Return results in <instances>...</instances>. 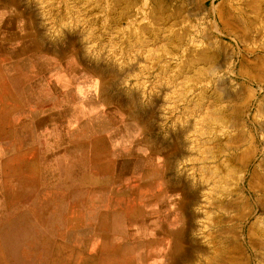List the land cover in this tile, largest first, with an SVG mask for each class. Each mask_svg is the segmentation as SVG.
<instances>
[{"label": "bare ground", "instance_id": "6f19581e", "mask_svg": "<svg viewBox=\"0 0 264 264\" xmlns=\"http://www.w3.org/2000/svg\"><path fill=\"white\" fill-rule=\"evenodd\" d=\"M40 1L44 3L49 2L51 3L50 5H52L53 3L51 0H39L38 1L39 6H40ZM85 1L86 0H69L68 1L69 2L68 6H70L69 11L71 12V14L74 15L73 18L75 19L73 21V19L69 17L68 12L64 11L65 15L62 14L64 16H61V17L65 18L67 15L66 20L62 18L60 19L64 20L65 23L67 22L66 25L64 23L65 27L66 26H68V28L73 27L72 24H74L75 22V24L77 25L76 26L77 28L78 26L80 27V29L84 28L83 23H86V21H88L87 17L89 14L88 15L86 14L87 9L85 10V13H83L84 9H83V12H80L79 9L81 7L79 6H81L82 3ZM206 1L208 0H178L180 4L194 3L195 6H197L196 10L198 13L199 11L202 10L200 7H203ZM223 1L220 2L216 6V9H215L214 7L215 0H210L211 7L215 9L214 26H215L216 32L213 35L212 39H208L205 36L206 34L204 35L201 34L200 40L205 43L200 48H196L193 46L182 47L183 45L182 43L184 42L185 35L181 34L182 31L180 32V29L182 28L176 29V27L178 24L180 25V23H182L183 21H186V20L188 21V19L190 20V18L188 16L187 9H183L180 6H177V8L174 7V9H172L170 6L171 0H144V4H143L144 6L140 9V11L138 10L136 12L133 10V7L141 3V0H104L103 5L101 6L100 4L101 6L100 11H104L106 18L109 20L108 27L106 25V28L110 30L108 31L110 32V34L108 35H111V32L113 33V32L122 31L121 30L122 22L128 21L129 19L135 22H139L140 20H146L147 23H145V25L142 23H141L142 25L135 23L136 26H138L136 29H134L135 33L133 32L127 33L129 34V36L127 35V38L130 40L132 39V43H130L129 41L130 45L132 46L134 45V47L136 46L137 49H141L140 51L143 50L142 51L143 53L141 52L143 55L146 52L149 55H151L150 53H158L159 51H163L165 53L164 55H169V56H172L173 58H178L180 60L179 63H176V64L172 63V65H170L169 67L167 66L166 69L164 68L165 71L163 70V73H160L161 77L163 78L162 82H164V85L166 83V85L172 86L175 94H178V96L184 93L185 91H188L187 89H189L192 94V96L190 94L191 99L188 98L189 102L186 100L187 102L186 112L187 114H189V118H188L189 124L187 123V125H185L182 128H178V129H177V126H175L176 129L172 130V134L174 138L169 135L170 137L173 138L169 142V145H168L170 146L169 149H164V150L158 149L157 150L158 151L157 154L159 155L161 161L166 160L168 162L167 167L163 170H160L159 172L161 173L160 176L163 179L167 178L168 183H167V186L165 187V190L167 192L169 191L168 193H172V191H176L175 194H177L176 195L177 197L175 196L177 199V202L175 205L173 204L175 210L171 214V217H172L171 221L177 223L178 225L175 227L174 231L172 230L174 234V239L168 244V246H164L162 249L163 256L167 257L170 260H173L176 264L178 261H181V260H185L187 264H260L262 263L261 261L264 258V175L263 173L261 174L259 171L260 167L264 168V145L260 148L259 146L260 144L257 143L259 142L257 139V133L259 132V133L264 134V120L263 121L257 120L259 116L264 117V87L261 84H259L260 89L262 90V94H263L262 97L259 98V100L255 101L253 104H250V105L248 104V106L245 105L243 106L244 108H242L241 105L239 104L241 102L240 99L243 94L242 88L239 87L237 89V87H233V86L229 87L228 86L229 83L227 85L226 83L221 82L220 80L221 76L213 75L214 71L217 70L218 72V68L220 67L218 65V61L221 58L222 52L229 50V54L230 52H232L233 58L227 63L226 68L230 70L231 73H234L233 70L235 66L239 64V72L241 74L251 75L249 79L252 80L254 76L252 74H249L248 72L244 73V71L247 68V70L253 73V71L258 67V65H264V24L260 23L259 26H256L255 23L257 24L259 20L257 21V19H255V22H254L253 19H250L249 17H247L248 15L246 16V11H245L246 9H241L242 7H239V6L235 7L236 6L235 4H234L235 6H233V4L232 5L230 4L229 6L224 7ZM233 1L235 2V0ZM21 2H25V1L24 0H0V30H3V32H6V35H3L0 37V69L11 68V67L15 69H19L21 67H31L32 65L35 67L37 65L39 66L44 65V68L45 67L51 68L52 65L54 64L51 60H54V62L56 63L55 65L57 69L59 68L57 63L59 62L60 64H62L63 63L62 61L66 60V56L69 53L68 55L72 57H68L70 59V61L68 62V65H67V62H65L64 65L66 69L71 70L73 73H75L76 69H77V72H81V71L84 73L91 72L92 74H95L97 78L96 80H99V82L101 83L100 84L101 87L99 89L101 96L97 100V102L94 99L95 98L94 92L90 94V91H91L90 86L92 87L93 85L96 84L95 79H93L94 82L88 81L89 83L86 84L84 87H82V91L84 90L83 92L85 93V96L89 97V101H91V104L93 103V101L96 102L97 105H99L98 104L99 102L101 103L100 105L101 109H99V111H102V113L104 114L102 115V114L97 113L94 116L95 120H99V119H102V117H105L107 118V122L109 121L108 124L113 125L114 124L113 119L115 115H117L120 121L126 120L125 122L127 123H125L124 127L126 126L129 127L130 126L129 125L130 123L128 122L129 114H128V111L125 112V110H123L125 107H123V105L121 104L120 106L116 104L111 105L109 104L108 101L106 102L105 95L107 93L106 90L108 89H107V84L104 82L103 79H105L108 76H112L113 75L112 71H110V69H107V67H103L102 65H100L101 63L99 64L100 67L97 66L96 64H93V61L96 58L95 55H94L95 58H93L94 60L92 61V65L89 64L90 60L88 62L85 61L86 57L85 58L83 57L84 59L82 58V53L80 52L81 44L79 46V43L76 40V38H78L79 28L77 31L76 29L75 31H72V32L69 31V34L68 33L66 34L64 31H62L60 32L61 38L63 37L62 39L61 38L57 39L58 41L56 43L54 42V40H52L53 42L49 43L45 39V34L42 31V29L39 26H37L38 24L37 17H36L37 14L36 13L34 14V12L30 10L31 8L29 9L28 7H20ZM29 2H25V4L29 6L30 5ZM246 2L249 3L248 5H251L250 9L253 8L254 10V12L252 10L253 13H256V14L264 13V0H247ZM228 3L229 1L227 2V4ZM246 4H242V5L246 6ZM54 6H51V7L56 8V4ZM46 7H47V4L45 5L44 8ZM77 8L79 9L77 10ZM51 10L53 9L50 8V10L48 11L51 13L56 11V10L55 11H51ZM87 13H90V12H87ZM52 15L50 16L52 17ZM53 16L55 17V15ZM262 16H263L262 18L264 19V15ZM68 17L70 18V20ZM17 19L24 20L23 27H18V25H16ZM91 21H90V24H91ZM53 22H50V23H53ZM58 22H57V25L59 24ZM99 22L97 24L95 23L96 26L99 24ZM60 25L61 24H59V26ZM60 27L63 28L62 26ZM104 27H103V31L104 29H106ZM5 29H7L8 31H5ZM17 29H20L21 30L20 32L23 31V34L20 38H19V35L16 33L19 31ZM92 31H93V28H92ZM94 33H95L94 35H96V32ZM119 34H121V32L118 33V35ZM104 36L103 38H105ZM110 38L112 39L111 36ZM121 38H122V35H121ZM22 39L26 40V42H29V43H26ZM106 39L105 40L103 39L104 40L103 42H106ZM82 40H85V39H82ZM89 40H91V38ZM113 40L115 41L118 39L113 38ZM13 41L15 42L16 45L12 44ZM76 41H77V44H76ZM92 41L95 42L94 39L91 40L90 42ZM88 42L89 41H87V44L91 45V43H88ZM109 42H106V44L107 43L109 44ZM119 42H120V39L118 43ZM110 43H112V40ZM115 43L117 42L115 41ZM6 44H8V46ZM106 44H105L106 48L103 47L104 51H106L107 49ZM113 44H111L110 47H113L112 46ZM127 46L128 45L126 44V47ZM110 47L108 48L110 49ZM85 48H88V47L86 46ZM99 48H101V46L98 47V49ZM128 48L131 49L133 47H128ZM109 49L107 50V52H109L112 48L110 50ZM88 51H89V48H88ZM119 51L121 50H118V52ZM127 51L128 50H126V52ZM119 54L121 53L119 52ZM111 55L113 54L111 53ZM134 55L136 54L134 53ZM73 57L77 58V60H74ZM90 57H93V56H91L90 54ZM153 58H154V61H158L157 59L158 58L160 59V56L157 58L155 55ZM234 58H236L237 60L235 61ZM127 59L125 62H129ZM251 59L255 63L250 64L249 60ZM149 60L150 59L148 58V61ZM116 61H120V59ZM151 61L153 62V60ZM149 62H146V63H149ZM117 63L119 66V62ZM130 64L131 63L129 62V65ZM145 65L144 67H146ZM209 65L210 66L213 65V70H211L212 71L211 75H213L212 77L210 76L207 77L205 76L206 72L204 73L205 70H208L206 67H209ZM221 65L223 66V64ZM161 66H160V69L159 68L158 69L161 70L162 72ZM128 68H125V69H128ZM159 70H157L158 73H159ZM134 74L135 73H133V75ZM155 75L157 76L158 74L156 73ZM119 76H122V74ZM234 76L237 77L238 74L234 73ZM126 77L129 78L128 75H126ZM134 77L136 76L134 75ZM208 80L212 81L213 83H215L216 81L221 91L219 90L220 92H214L215 90H212V91L209 90V92L208 91L206 92L205 91L206 89L203 91L204 88L202 85H201L202 86L201 88L203 89L200 91L199 90L200 88L198 89V84L202 83L203 81H208ZM76 81L78 84H81V80L79 81L77 79ZM259 81H261V78ZM156 85H154L155 88H156ZM158 86H161V85H158ZM112 87L114 86H111V88ZM140 88L139 90H141ZM142 90H144V88H142ZM154 91L156 90L154 89ZM119 94L120 93H118V96ZM142 95H143V92H142ZM148 95L151 96V94H148ZM160 98H161V95H160ZM127 99L129 100L128 101V106H129V102L132 99V96L127 95ZM180 99L178 98V100ZM171 102L172 104L176 103V101L175 103H173V100L170 101V104ZM146 103H148V101ZM177 104L179 103H176L175 105ZM175 105H173V108L175 107ZM250 106L253 107V111H254L253 117L251 115L252 108ZM150 110L152 111V109ZM184 110L185 108L182 110L183 117L186 114V112L185 114L183 113ZM169 111H171V109ZM162 112L163 113L166 112L168 115L171 114L170 112L168 113L167 111H162ZM178 117L179 116H177V118ZM177 118L175 117L174 119H177ZM133 120L136 122L135 125L138 127L140 133H142L143 135V138L142 139L140 138V141L138 139L136 144L138 145V144L145 143V145L147 146V143H146L147 138L145 136L146 135L145 117L133 118ZM102 122L103 121H101V123ZM172 126L174 125L172 124ZM187 126L188 128H191L189 130V134L205 137L203 139L204 143L201 142L202 146L199 145V147H197V149L199 148L198 150L200 151L198 152V150L197 151L193 150L194 152L191 154L192 155L191 158H190L191 155H188V154L186 155L185 150H183L181 146V142H180L182 141L180 140L181 139L180 137H182L181 136L182 133H184L186 129L188 130ZM185 140L186 139H184V141ZM190 141H192V139ZM158 142H160L159 139H158ZM195 143H196V140H195ZM183 146H185V143ZM191 147L193 148V146ZM136 156H138L137 153L130 154V158H135ZM186 158L187 159L190 158V160L193 163V166L189 170L190 175L189 173L186 174L184 172L186 170L184 166H183L184 167L183 169H185L184 171H182L183 169L181 170L179 168L181 167L180 162H183L181 160L186 159ZM144 160L145 159H142L141 160L142 165H139L137 167L141 168L143 166L142 172L143 174H146L147 170L145 169V164L147 161L146 160L144 161ZM42 161L44 160L42 159ZM131 163H133L134 165L135 160L132 161ZM146 165H148V163ZM187 168L189 169V166ZM138 174L139 172L137 173V175ZM187 175L189 177L191 176V181H189L190 179L187 178ZM162 182L164 184V181ZM146 222L148 223L149 220L146 219ZM137 226L138 225L136 224L135 227L137 228ZM135 240H137L136 237L134 238V241ZM136 243H138V240ZM141 243L142 242H140V244ZM135 250L137 251V249ZM135 250L131 249L130 254H134L136 252ZM137 253L138 252H136L135 255H137ZM146 254L149 255L147 251H146Z\"/></svg>", "mask_w": 264, "mask_h": 264}, {"label": "crops", "instance_id": "0c3cea01", "mask_svg": "<svg viewBox=\"0 0 264 264\" xmlns=\"http://www.w3.org/2000/svg\"><path fill=\"white\" fill-rule=\"evenodd\" d=\"M51 61V68L32 65L0 69V262L176 264L163 256L162 249L174 239L178 224L166 218L161 205L139 208L142 214L158 215L149 223L146 218L137 223L134 238L139 244L129 239L128 225L122 227V233L127 232L130 243L125 242L124 234L122 239L114 236L115 195L126 199L121 213L129 214L127 201L132 197L127 184L136 175L130 158L136 151L131 140L134 136L130 126L123 127L115 143L107 118H94L97 113L104 114L97 110L101 103L91 104L88 96L72 86L73 82L67 80L65 60L57 63V69ZM140 138L143 135L138 130L137 140ZM137 151L138 160L144 159L141 153L145 143L138 144ZM151 184L153 195L166 198L158 190L164 185L162 179ZM141 196L145 198L144 190ZM72 214L77 215V223L71 225L65 217ZM38 230L39 234L33 233ZM75 239L77 256H64L58 250L62 248L60 243ZM5 240H11L9 246ZM3 245L7 246V254L3 253ZM21 246L31 248L28 252L32 254L25 259L19 257L16 252ZM131 249H137V255L130 254ZM8 254L10 259H6ZM178 263L187 264L185 260Z\"/></svg>", "mask_w": 264, "mask_h": 264}, {"label": "rangeland", "instance_id": "374dc122", "mask_svg": "<svg viewBox=\"0 0 264 264\" xmlns=\"http://www.w3.org/2000/svg\"><path fill=\"white\" fill-rule=\"evenodd\" d=\"M25 2H29V6L28 5H26L25 4V2H21L20 3V7H28L31 11H33L34 12V14L36 13L37 14V21H38V24H37V26H39L41 29H42V31L44 32V34H45V39L47 40V42H53L52 40H54V42L56 43L58 40L57 39H60L61 38V34H60V32H62V31H64L66 34L68 33L69 34V31L70 32H72V31H75V29H76V31L78 30V28H79V32H78V38H76V40L78 41V43H79V46H80V44H81V50H80V52L82 53V58L84 57H86L85 58V61H89V64H91L92 65V61L94 60L93 58H95V60L93 61V64H96L97 66H99L100 67V65H102L103 67H107V69H110V71H112V73H113V75L112 76H108V77H106L105 79H103L104 80V82L107 84V89L108 90H106L107 91V93H106V95H105V97H106V102L108 101L109 102V104H116V105H119L120 106V104L121 105H123V107H125L123 110H125V112L126 111H128V114H129V118H128V122L130 123L129 125H130V131L132 132V135L134 136V138L132 137L131 138V140H133L134 141V145H135V148H136V151H135V153H137V155H138V151H137V133H138V127L135 125L136 124V122L133 120V118H138V117H141V118H143V117H145V122H146V138H147V146L145 145V151L143 152V153H141L142 154V158H144L147 162H146V164L148 163V165H146L145 164V169L147 170V173L145 174V179L143 178V172H142V167L141 168H138L137 166H139V165H141V159H140V161L138 160V156H136L135 158H133L132 159V161H134L135 160V163H134V170H135V180L134 179H132L131 181L129 180V183L127 184L128 185V187H129V192H130V196L132 197V198H130L127 202L129 203V214H122L121 213V210H122V206H125L126 204V199H119V198H116V195H115V197H114V199H113V202H114V207H113V212H114V214H113V216H112V222H113V226H114V236L115 237H118V239L120 238V239H122V237L125 239V240H127V241H125V242H129V240L127 239L128 238V235H127V232H125V233H122V227H123V229H125V227L128 225L129 226V230H130V232H129V234H131V236L129 235V239L131 238V240L134 238V235H136L138 232H136V230L134 231V229L136 228L135 226H136V224L138 223V222H144L145 221V218L147 219V218H152V220H149V221H154V219H153V217H158V215H153V214H151V213H147V214H142L143 212L142 211H139V208L140 207H143V206H148V207H154V206H159V205H162L163 206V208H164V212L166 213L165 214V216H166V218L167 219H169V221L170 220H172V217H171V215L170 216H168L167 215V212H174V205L176 204V202H177V199H176V195L177 194H175V192L176 191H172V193H168L166 190H165V187L167 186V178L166 179H163L160 175H161V173H159L160 172V170H163V169H165L166 167H167V165H168V162L166 161V160H163V161H161V159H160V157H159V155L157 154V150L158 149H169V147L170 146H168L169 145V142H170V140H172L173 138H174V136H173V134H172V130H175L176 128H175V126H177V129L178 128H182V127H184L185 125H187V123H188V118H189V114H187V108H186V105H187V102H186V100L189 102V99H191V96H192V94H191V92H190V90L189 89H187L188 91H185L184 93H182L181 95H179L180 97H181V99H180V97L178 96V94H175V92H174V90H173V88H172V86H170V85H166V83H165V85H164V82H162V77H161V74L160 73H163V70L165 71V69L167 68V66L169 67L170 65H172V63L174 64H176V63H179L180 62V60L178 59V58H173L172 56H169V55H164L165 53L163 52V51H159L158 53H150L151 55H149L147 52L143 55L142 53V51H140L141 49H137L136 48V46L134 47V45L132 46V45H130V43H132V39L130 40V39H128L127 38V35L129 36V34H127L128 32H133V33H135L134 32V29H136L138 26H136V24H140V25H142V24H144L145 25V23H147V21L146 20H140L139 22H135V21H133V20H131V19H129L128 21H124V22H122V24H121V30L123 31H119V32H111V35H108V34H110V32H108V31H110L108 28H106V25H107V27H108V25H109V20L106 18V16H105V13H104V11H100L101 10V6L103 5V3H104V0H101V2H100V0H86L85 2H83L82 3V5L81 6H79V7H81L80 9L79 8H77V10L79 9L80 10V12H83V9H84V12L83 13H85V10H86V14L88 15V17H87V19H88V21H86V23H83V27L84 28H81L80 29V27L78 26V28L76 27L77 25L75 24V22H74V24H72L73 25V27H69L68 28V26H66L65 27V25L67 24V22L65 23L64 22V20H61L60 18H62V19H65L66 20V18H67V15H66V17L64 18V17H61V16H64L65 14V12L64 11H67L68 12V14H69V17L71 18V19H73V21H74V19L75 18H73V14H71V12L69 11V7L70 6H68L69 5V0L67 1V0H51L53 3H52V5H50L51 3H49V2H47V3H44V2H42V1H40V6H39V0H24ZM223 0H215V2H214V7H215V9H216V6L220 3V2H222ZM229 1V3L227 4V2ZM244 1V2H243ZM235 0V2L233 1V0H224L223 2H224V7L225 6H229L230 4L232 5L233 4V6H235V7H237V6H239V7H242L241 9H246L245 11H246V16L247 17H249L250 19H253V21L255 22V19H257V24L255 23V25L256 26H259V24L261 23V24H264V19L262 18L263 16L262 15H264V13H253L254 12V10H253V8H251L250 9V7H251V5H248L249 3H247L246 1L247 0ZM42 2V3H41ZM97 2V3H96ZM98 2H99V4H98ZM237 2V3H236ZM249 2V1H248ZM47 4V7L46 8H44L45 7V5ZM68 3V4H67ZM171 8L172 9H174V7H176L177 8V6H180L181 8H183V9H187V12H188V16H189V18H190V20L188 19V21L186 20V19H184V20H186V21H183L182 23H180V25L178 26L177 25V27H176V29H180V28H182V29H180V32L182 31V33L181 34H184L185 35V39H184V42L182 43L183 45H182V47H187V46H193V47H196V48H200L202 45H204V43L205 42H202L201 40H200V37H201V34L202 35H204V34H206L205 36L208 38V39H212V37H213V35L215 34V32H216V29H215V26H214V19H215V9L214 8H212L211 7V5H210V0H208V1H206V3H205V5L203 6V7H200L201 9V11H199V13L197 12V6H195V4L194 3H188V4H180L179 2H178V0H171ZM247 3V4H246ZM34 4V5H33ZM56 4V8H53V7H51V6H54V5ZM66 4V5H65ZM83 4H84V6H83ZM95 4V5H94ZM97 4H98V6H97ZM100 4H101V6H100ZM144 4V0H141V3H139L137 6H134L133 7V10L136 12V11H140V9L144 6L143 5ZM235 4V5H234ZM239 4H241V5H239ZM242 4H246V6L245 5H242ZM23 5V6H22ZM26 5V6H25ZM32 5V6H31ZM42 5V6H41ZM50 5V6H49ZM140 5V6H139ZM34 6V7H33ZM66 6V7H65ZM195 6V7H194ZM51 9H53V10H51V11H57V13H56V11L55 12H49L48 10H50V8ZM55 7V6H54ZM99 7V8H98ZM138 7V8H137ZM238 7V8H239ZM245 7V8H244ZM41 8H42V10H41ZM95 8H97V9H95ZM193 8V9H192ZM237 8V9H238ZM33 9V10H32ZM99 9V10H98ZM82 10V11H81ZM89 10V11H88ZM252 10H253V12H252ZM44 11V12H43ZM46 11H48V12H46ZM98 11V12H97ZM46 12V13H45ZM87 12H90L91 14H92V16H91V14L90 13H87ZM202 12V13H201ZM249 12V13H248ZM44 13V14H43ZM49 15H48V14ZM54 13V14H53ZM96 13V14H95ZM248 13V14H247ZM47 14V15H46ZM55 15V17L53 16V15ZM61 14V15H60ZM62 14H64V15H62ZM200 14V15H199ZM257 16H259V17H257ZM259 14V15H258ZM50 15H52V17L50 16ZM71 15V16H70ZM104 15V16H103ZM197 15V16H196ZM199 15V16H198ZM253 15V16H252ZM51 17V18H49V17ZM48 19H46V18ZM54 17V18H53ZM68 17V18H69ZM101 17H102V19H101ZM196 17H198V18H196ZM254 17V18H253ZM257 17V18H256ZM261 17V18H260ZM55 18H56V20H55ZM70 18H69V20H70ZM90 18V19H89ZM100 20H99V19ZM185 18V17H184ZM51 19V20H50ZM59 19V20H58ZM263 21H262V20ZM47 22H46V21ZM60 20H61V22H60ZM92 20V21H91ZM97 20V21H96ZM22 21V22H21ZM42 21V22H41ZM54 21V22H53ZM56 21V22H55ZM59 21V22H58ZM90 21H91V24H90ZM95 21V22H94ZM100 21V22H99ZM212 21V22H211ZM50 22H53V23H50ZM57 22L59 23V24H61L60 26H62L63 28H61L60 26H59V24L57 25ZM99 22V24L96 26V24ZM56 23V24H55ZM64 23H65V25H64ZM96 23V24H95ZM136 23V24H135ZM142 23V24H141ZM23 24H24V20H22V19H17V21H16V25H18V27H23ZM45 24V25H44ZM86 24V25H85ZM95 26H94V25ZM50 25V26H49ZM55 25V26H54ZM85 25V26H84ZM91 25H93V26H91ZM110 25H111V23H110ZM184 25V26H183ZM194 25V26H193ZM54 28H53V27ZM88 26V27H87ZM98 26H100V27H98ZM105 26V27H104ZM61 28V29H59V28ZM65 27V28H64ZM90 30H88L87 28ZM90 27V28H89ZM93 28V31L94 32H96V35H94L95 33L92 31V28ZM103 27L104 28H106V29H104V31H103ZM130 27V28H129ZM179 27V28H178ZM188 27V28H187ZM51 28V29H50ZM56 28H57V30H56ZM86 28V29H85ZM97 28V29H96ZM99 28H101V29H99ZM96 31H95V30ZM125 29V30H124ZM17 30H19L18 32H16L18 35H19V38L22 36V34H23V31L22 32H20L21 30L20 29H17ZM56 30V31H55ZM61 30V31H60ZM84 30V31H83ZM85 30H86V32H85ZM98 30V31H97ZM5 31H8L7 29H5ZM12 31H14V30H12ZM55 31V32H54ZM88 31V32H87ZM103 31V32H102ZM93 32V33H92ZM98 32V33H97ZM100 32V33H99ZM121 32V34H119L118 35V33H120ZM184 32V33H183ZM205 32V33H204ZM54 33H55V35H54ZM88 33V34H87ZM92 33V34H91ZM51 34V35H50ZM58 34V35H57ZM100 34V35H99ZM104 34H105V36H104ZM3 35H6V32H3V30H0V37L1 36H3ZM53 35V36H52ZM88 35V36H87ZM90 35H92V36H90ZM102 35V36H101ZM107 35V36H106ZM121 35H122V38H121ZM56 36V37H55ZM59 36V37H58ZM86 36V37H85ZM103 36L105 37V38H103ZM109 36V37H108ZM110 36L112 37V39L110 38ZM119 36V37H118ZM49 37V38H48ZM94 37V38H93ZM98 37V38H97ZM99 37H100V39H99ZM102 37V38H101ZM118 37V38H117ZM63 38V37H62ZM61 38V39H62ZM91 38V40H93L94 39V41L95 42H90L91 40H89ZM93 38V39H92ZM111 42V40H112V43H110L107 39ZM113 38L114 39H118V40H115L117 43H115V41L113 40ZM82 39H85V40H82ZM96 39H98V40H96ZM102 39V40H101ZM106 39V42H109V46L106 44V42H103L104 40ZM119 39H120V42L118 43V41H119ZM121 39H122V41H121ZM23 41H25L26 42V40H24V39H22ZM225 40H227V39H225ZM77 41H76V44H77ZM81 41V42H80ZM87 41H89L88 43H91V45L90 44H87ZM101 41V42H100ZM129 41H130V43H129ZM194 41V42H193ZM103 42V43H102ZM127 42V43H126ZM26 43H29V42H26ZM93 43V44H92ZM113 43H115V44H113ZM186 43H187V45H186ZM200 43H201V45H200ZM12 44H14V45H16L15 44V42L13 41L12 42ZM11 44V45H12ZM105 44H106V46H107V49H106V51H104L103 50V47H105ZM111 44H113L112 46L113 47H110L111 46ZM119 44V45H118ZM126 44L128 45L127 47H126ZM7 46H8V44H6ZM103 45V46H102ZM88 47L89 48V51H88V48H85V47ZM101 46V48H99L98 49V47H100ZM117 46V47H116ZM108 47H110V49L108 48ZM123 47V48H122ZM128 47H133V48H128ZM91 48V49H90ZM106 48V47H105ZM119 48V49H118ZM127 48V49H126ZM140 48H142V47H140ZM93 49H94V51H93ZM110 50L109 52H107V50ZM137 49V50H136ZM118 50H121V51H119L121 54H119V52H118ZM126 50H128L127 52H126ZM87 51V52H86ZM91 51H93V52H91ZM96 51V52H95ZM102 52V53H100V52ZM115 51H117V52H115ZM130 51V52H129ZM131 51H132V53H131ZM91 52V53H90ZM142 52V53H141ZM161 52V53H160ZM226 54H225V53ZM224 52H222V54H221V58L219 59V61H218V65L220 66L219 68H218V72H217V70H215L214 71V74L213 75H217V76H221L220 77V80H221V82H223V83H226L227 85H228V83H229V87H231V86H233V87H237V89L240 87V88H242V90H243V94H242V96H241V102L239 103L240 105H241V107L242 108H244L243 106H245V105H247L248 106V104L250 105V104H253L255 101H257V100H259V98L260 97H262V90L260 89V85L259 84H261L263 87H264V65H258V67L253 71V73H251L249 70H247V68L245 69V71H244V73H249V74H252L253 76H254V78L251 80V79H249L250 78V76L251 75H248V74H241L240 72H239V64H237L236 66H235V68H234V73L235 74H238V76L236 77V76H234V73H231L230 72V70H228L227 68H226V65H227V63L233 58V54H232V52H230V54H229V50H227V51H224ZM91 54V56H93V57H90V54ZM94 53H96V54H94ZM106 53H108V54H106ZM111 53L113 54V55H111ZM114 53H116V54H114ZM118 53V54H117ZM134 53L136 54V55H134ZM69 54V53H68ZM67 54V56H66V60H65V62H67V65H68V62L70 61V59L68 58V57H72V56H70V55H68ZM153 54V55H152ZM158 54H159V56H160V59L158 58L159 56H158ZM164 55V57H163V55ZM223 54H224V56H223ZM88 55V56H87ZM94 55H95V57H94ZM109 57H108V56ZM114 55H115V57H114ZM117 55V56H116ZM120 55H121V57H120ZM148 55V56H147ZM156 55V57L158 58H156L158 61H154V56ZM161 55H162V57H161ZM111 56H112V58H111ZM140 56V57H139ZM169 56V57H168ZM105 57V58H104ZM120 57V58H119ZM127 57H128V59H127ZM142 57V58H141ZM171 57V58H170ZM83 58V59H84ZM91 58V59H90ZM111 58V59H110ZM122 58V59H121ZM131 63L130 65H129V62H125L126 61V59ZM146 58V59H145ZM148 58L150 59L149 61H148ZM73 59L74 60H77V58H74L73 57ZM120 59V61H116V60H119ZM138 59V60H137ZM143 59H144V61H143ZM155 59V60H156ZM177 59V60H176ZM141 60V61H140ZM146 60V61H145ZM151 60H153V62L151 61ZM223 60H225V61H223ZM234 60L236 61L237 59L236 58H234ZM102 61V62H101ZM168 61V62H167ZM170 61H172V62H170ZM72 62H73V60H72ZM114 62V63H113ZM117 62H119V66H118V63ZM120 62H121V64H120ZM125 62V63H124ZM146 62H149V63H146ZM151 62H152V64H151ZM165 62V63H164ZM223 64V66L220 64ZM101 63V64H100ZM122 63H123V65H122ZM169 65H168V64ZM249 63L250 64H253V63H255L252 59L251 60H249ZM70 64V63H69ZM100 64V65H99ZM105 64V65H104ZM126 64V65H125ZM133 64V65H132ZM146 64V65H145ZM165 64H167V65H165ZM144 65L147 67L148 65V67H150V68H148V70H147V68L146 67H144ZM161 65H163V66H161ZM211 65V64H210ZM209 65V67H206L208 70H205L204 71V73L206 72V74H205V76H210V77H212L213 75H211V73H212V71L211 70H213V65L212 66H210ZM94 66V65H93ZM101 66V67H102ZM124 66V67H123ZM127 66V67H126ZM130 66V67H129ZM160 66H161V69H162V72H161V70H159L160 69ZM222 66V67H221ZM119 67V68H118ZM129 67V68H128ZM125 68H128V69H125ZM144 68V69H143ZM145 68H146V70H145ZM159 68V69H158ZM165 68V69H164ZM205 68V69H206ZM209 68H210V70H209ZM220 68H222V69H220ZM65 69H66V67H65ZM92 69V68H91ZM119 69V70H118ZM150 69V70H149ZM220 69V70H219ZM157 70H159V73H158V71ZM208 72H210V73H208ZM226 72V73H225ZM84 72H77V69L75 70V73H73L71 70H69V69H66V74H67V80L68 81H71V82H73L72 83V86L74 87V86H77V90L79 91V93L80 94H82V95H85V93L82 91V87H84L86 84H88L89 82H94L93 81V79H95V82H96V84L95 85H93L92 87L90 86V88H91V91H90V94H92L93 92H94V96H95V100L97 101L99 98H100V96H101V94H100V87H101V83L99 82V80H96L97 78H96V76H95V74H92L91 72H85L84 74H83ZM130 73V74H129ZM133 73H135L134 75L136 76V77H134V75H133ZM137 73V74H136ZM158 74L157 76L155 75V74ZM118 74V75H117ZM122 74V76H119V75H121ZM160 74V75H159ZM126 75H128L129 76V78L128 77H126ZM132 75V76H131ZM204 75V74H203ZM118 76V77H117ZM160 79H159V78ZM225 79H224V78ZM227 77V78H226ZM112 80H111V79ZM157 80H156V79ZM229 78V79H228ZM258 78V79H257ZM260 78H261V81H259L260 80ZM263 78V79H262ZM81 80V84H78L77 83V81L76 80ZM111 81H110V80ZM128 79V80H127ZM209 79H211V78H209ZM84 80V81H83ZM158 81V82H156V81ZM229 80V81H228ZM89 81V82H88ZM125 81V82H124ZM127 81V82H126ZM155 81V82H154ZM87 82V83H86ZM124 82V83H123ZM163 84H162V83ZM205 82V83H204ZM76 83H77V85H76ZM158 84V85H161V86H158V85H156V84ZM161 83V84H160ZM113 84V85H112ZM91 85V84H90ZM154 85H156V88H155V86ZM203 86V88H201L202 86ZM214 85V86H213ZM217 85V86H216ZM109 86V87H108ZM111 86H114V87H112L111 88ZM128 86V87H127ZM136 86V87H135ZM137 86H138V88H137ZM140 86H141V88H140ZM80 87H81V89H80ZM160 89H159V88ZM164 87H166V88H164ZM169 87V88H168ZM215 89H214V88ZM125 90H124V89ZM139 88L141 89V90H139ZM142 88H144V90H142ZM200 88V89H199ZM132 89V90H131ZM136 89V90H135ZM154 89L156 90V91H154ZM198 89L201 91L202 89H203V91L205 90L206 92L208 91L209 92V90H215L214 92H220L221 90H220V88H219V86H218V84L216 83V81H215V83H213L212 81H203L202 83H199L198 84ZM236 89V90H237ZM160 90V91H159ZM164 90V91H163ZM216 90H218V91H216ZM220 90V91H219ZM109 91V92H108ZM132 91V92H131ZM210 91V92H211ZM96 92V93H95ZM134 92V93H133ZM135 92H136V94H135ZM142 92H143V95H142ZM159 92V93H158ZM161 92V93H160ZM171 92V93H170ZM118 93H120L119 94V96H118ZM173 93V94H172ZM148 94H151V96H149ZM153 94V95H152ZM158 95V94H160L161 95V98H160V95H158V96H156V95ZM171 94V95H170ZM175 94V95H174ZM190 94H191V96H190ZM115 95V96H114ZM127 95L128 96H132V99L130 100V102H129V106H128V99H129V97H128V99H127ZM140 95H142V96H140ZM146 95V96H145ZM173 95V96H172ZM145 96V97H144ZM156 98H155V97ZM190 96V97H189ZM116 97V98H115ZM142 97H144V98H142ZM153 97H154V99H153ZM158 97V98H157ZM185 97V98H184ZM149 98V99H148ZM160 98V99H159ZM163 98H164V100H163ZM170 100H169V99ZM171 98H172V100H173V103H175V101H176V103H179V104H177L178 105V107H177V105H175V104H172V102H171V104H170V101H172L171 100ZM173 98H175V99H173ZM178 98L180 99V100H182V101H180V100H178ZM189 98V99H188ZM117 99V100H116ZM125 99V100H124ZM135 99V100H134ZM151 99H153V100H151ZM159 99V100H158ZM160 100H162V101H160ZM179 102H178V101ZM183 100H184V102H183ZM132 101H134V102H132ZM148 101V103H146ZM150 101V102H149ZM158 101V102H157ZM127 102V103H126ZM142 103H143V105H142ZM155 103H156V105H155ZM181 103V104H180ZM155 105V106H154ZM163 105V106H162ZM170 105H171V107H170ZM173 105H175V107L173 108ZM126 106H127V108H126ZM130 107V108H129ZM154 107V108H153ZM185 108V110H184V114H185V112H186V114L188 115H184V117H183V115H182V110ZM251 107V106H250ZM252 109H251V115H252V117H253V114H254V111H253V107H251ZM99 109H101V106H99V108L97 109V110H99ZM135 109V110H134ZM150 109H152V111L150 110ZM154 109V110H153ZM171 109V111H169ZM175 109H176V111H175ZM174 110V111H173ZM162 111H167L168 113L170 112L171 114V116L170 115H168L166 112H162ZM173 111V112H172ZM101 113H102V111H100ZM156 113V114H155ZM168 116H167V115ZM180 114V115H179ZM152 115V116H151ZM182 115V116H181ZM151 116V117H150ZM167 116V117H166ZM177 116H179L178 118H177ZM157 119H156V118ZM166 117V118H165ZM170 117V118H169ZM177 118V119H174V118ZM258 117V116H257ZM154 119V120H153ZM186 119H187V121H186ZM114 124L112 125V124H109L108 126L113 130V133H114V141H115V143L118 141V139H119V136L120 135H118V133L119 132H121V129L124 127V124H123V126H122V121H120L119 120V118L117 117V115H115V117H114ZM164 120V121H163ZM175 120H176V122H175ZM177 120H178V122H177ZM181 120V121H180ZM183 120V121H182ZM185 120V121H184ZM257 120H259V121H263L264 120V117H258L257 118ZM164 122V123H163ZM180 122V123H179ZM163 123V124H162ZM155 124V125H154ZM163 125V127H162V125ZM172 124L174 125V126H172ZM181 126H179V125ZM184 124V125H183ZM189 124V123H188ZM169 127H171V128H169ZM189 126V125H188ZM188 126H187V128H188ZM167 128H169V129H167ZM174 128V129H173ZM191 128H188V130L186 129V131L184 132V133H182V137H180L181 139L180 140H182V141H180L181 142V146H182V148H183V150H185V153H186V155L188 154V155H191L195 150L197 151L198 149H197V147H199V145H201L202 143H204V138L205 137H201V136H195V135H193V134H189V130H190ZM170 130V131H169ZM151 133V134H150ZM186 133V134H185ZM120 134V133H119ZM172 134V135H171ZM189 134V135H188ZM155 135V136H154ZM172 136V137H170V136ZM196 138H194L193 136ZM218 135V134H217ZM154 137V138H153ZM185 137V138H184ZM192 137V138H191ZM150 138V139H149ZM183 138V139H182ZM190 138V139H189ZM198 138V139H197ZM155 139V140H154ZM158 139H159V141L160 142H158ZM169 139V140H168ZM184 139H186L185 141H184ZM192 139V141H190ZM196 140V143H195V140ZM257 139H258V141L259 142H257L258 144H260L259 146H260V148L264 145V134H262V133H257ZM194 141V142H193ZM199 141V142H198ZM154 142V143H153ZM164 142V143H163ZM187 142H188V144H187ZM197 142H198V144H197ZM202 142V143H201ZM168 143V144H167ZM184 143H185V146H183L184 145ZM190 143H192V144H190ZM163 144H165V145H163ZM195 144V145H194ZM193 146V148L191 147V146ZM167 146V147H166ZM202 146V145H201ZM164 147V148H163ZM191 147V148H190ZM190 148V149H189ZM194 148H196V149H194ZM194 150V151H193ZM200 150H198V152H199ZM189 152V153H188ZM260 154V153H259ZM154 155V156H153ZM152 157V158H151ZM192 157V155L190 156V158ZM190 158H186V159H182L181 161H183V162H180V166L181 167H179L181 170L185 167V169H183L182 171H184L186 174L187 173H189V175H190V168L193 166V163H192V161L190 160ZM144 160V161H145ZM149 160V161H148ZM191 161V162H190ZM190 164H189V163ZM184 166V167H183ZM189 166V169L187 168ZM150 171H152V172H150ZM187 171V172H186ZM259 171H260V173L262 174L263 173V175H264V168L263 167H260L259 168ZM139 172V174L137 175V173ZM187 178H189V179H187V180H189V181H191V176L189 177L188 175H187ZM144 179V180H143ZM160 179H162V181H164V185H163V187L161 186L160 187V189H158V190H160L161 192H164L165 194L164 195H167L166 196V198H157V195H153V193H152V190H154L153 189V184H151V183H153L155 180H160ZM144 183H145V188L143 187V185H144ZM116 186V185H115ZM118 186V185H117ZM126 186L124 187V190H126ZM119 190H121L120 188H118L117 189V191H119ZM143 190H144V192H145V198H143V196H141L142 195V192H143ZM117 193H120V192H117ZM115 194H116V192H115ZM141 196V197H139L138 198V196ZM135 196V197H134ZM176 196V197H175ZM174 204V205H173ZM173 206V207H172ZM126 210H128V209H126ZM161 217V216H160ZM66 218V222H69V224H74V223H77V215H69V216H66L65 217ZM147 223V222H146ZM149 223V222H148ZM125 226V227H124ZM205 231H206V229H205ZM34 234L36 233V234H39L40 232H39V230L38 231H34L33 232ZM71 233H73V232H71ZM75 234L77 235V231L75 232ZM121 234H124L122 237H121ZM39 238H40V236H39ZM72 239V238H71ZM134 240V239H133ZM6 241V245L7 246H9V243H8V241L11 243V240H5ZM136 242H137V240H135ZM134 241V242H135ZM40 242V241H39ZM131 242H133V241H131ZM41 243V242H40ZM55 243V242H54ZM58 243H60V242H58ZM130 243V242H129ZM143 243V242H142ZM61 245H62V248H59L58 250L61 252V253H63V255L65 256V255H67V256H71L72 258L73 257H75V256H77V239H75V240H73V241H69V240H67V243H65V245L64 244H62V243H60ZM136 244H138V243H136ZM11 245V244H10ZM151 246H152V243L150 244ZM4 246V245H3ZM7 246H4L5 247V249H3V253H5V254H7V251H6V248H7ZM146 246H148L147 244H146ZM137 247V246H136ZM150 247V246H149ZM38 250V251H40L41 250V247H35L34 248V250ZM46 249V248H45ZM9 250V249H8ZM28 250H32L31 248H29V247H27V246H21V247H18V250H17V254L19 255V257H22V258H24L25 259V257L27 256V257H29V254H32V253H29L28 252ZM40 254V253H39ZM70 257V258H71ZM10 259V254H8L7 256H6V259ZM70 258L69 257H67V259H69L70 260ZM3 261V260H2ZM0 262V264H5V262L3 261V262ZM262 263H264V258H263V260L261 261ZM8 263H9V261H8ZM262 263H260V264H262ZM64 264V263H63Z\"/></svg>", "mask_w": 264, "mask_h": 264}]
</instances>
